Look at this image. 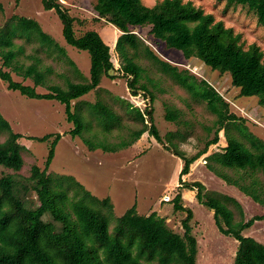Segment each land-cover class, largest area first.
Returning a JSON list of instances; mask_svg holds the SVG:
<instances>
[{"label": "trees", "instance_id": "1", "mask_svg": "<svg viewBox=\"0 0 264 264\" xmlns=\"http://www.w3.org/2000/svg\"><path fill=\"white\" fill-rule=\"evenodd\" d=\"M220 1H226L227 6L248 7L256 14L258 24L264 27V0ZM42 4L58 15L66 42L89 53L90 79L75 82L67 78L65 87L48 85V92H38L36 87L45 86L54 69L35 55L30 56L31 64L20 63L17 58L25 51L24 43L37 41L40 49L66 61L76 75L84 76L65 47L44 31L36 19L14 14L0 25V78L8 82V88L17 89L30 98L64 104L67 120L74 124L70 133L82 137L90 150L117 152L131 146L146 132L164 144L153 118L148 121L145 112L121 98L129 117L141 127L116 142L85 136L92 131L93 123L105 134L122 128V117L107 102L80 99L92 90L98 91L104 75L111 77L110 70H115L111 48L94 29L77 35L76 19L60 0H42ZM94 9L98 19H105L120 30L115 49L122 59L124 76L133 94L143 90L150 97L148 114L151 117L155 97L147 82L152 83V79L137 59L143 55L179 84L185 85L186 81L176 65L158 56L152 46L134 32L142 29H146L145 37L151 36L149 42L153 46L164 43L167 48L182 52L186 59L196 57L212 70L229 73L232 85L240 89L241 96H256L264 106V51L256 43L245 48L241 35L232 27L191 1L160 0L148 6L143 0H96ZM17 39L23 43H17ZM10 69L23 78H31L34 85L14 80ZM144 79L147 82H143ZM202 82L203 92L195 95L205 101L216 116V129L213 138L196 154L175 152L183 160V166L173 208L186 214L181 221L183 232L170 228L166 217L156 211L140 214L136 205L115 217V225L110 228L114 211L109 197L94 195L73 175L48 172L62 137L60 133L27 136L39 141L54 139L50 140L44 168L33 164L28 176L17 174L25 164L23 153L27 147L19 141L24 135L14 131L0 111V136L5 135L4 140H0V167L14 171L0 177V264H198V240L191 224L194 211L183 204V188L196 189L200 205L213 211L218 230L237 240L233 264H264V243L244 233L256 221L264 220V214L246 220L243 206L235 197L210 191L201 181L187 182L182 178L211 145L219 142V133L224 130L227 144L208 156L207 166L226 183L238 187L264 206V189L259 177L261 173L264 180V139L249 129L246 118L231 111L229 103L215 87ZM180 117L179 109L166 107V120L180 122ZM176 133L169 132L166 138L172 140ZM218 166L233 173L219 170ZM235 210L239 220L235 218Z\"/></svg>", "mask_w": 264, "mask_h": 264}, {"label": "rangeland", "instance_id": "2", "mask_svg": "<svg viewBox=\"0 0 264 264\" xmlns=\"http://www.w3.org/2000/svg\"><path fill=\"white\" fill-rule=\"evenodd\" d=\"M60 1L75 17L74 30L77 35H82L85 31L92 29L100 33L104 41L110 45L115 67V73L111 77L103 76L98 91L92 90L80 99L90 102L97 100L107 102L122 117V128H114L111 133L105 134L96 126V123H93L92 131L86 132L85 136L95 138V140L116 142L121 138L129 137L133 130L141 127L129 117L125 111L126 106L120 102L121 98L145 112L148 121L153 118L163 137L164 144L159 143L146 132L131 146L117 152L108 153L102 149L90 150L82 137L73 136L70 133L74 124L67 120L64 104L56 100L27 97L17 89H9L8 82L0 78V111L11 123L14 131L24 135L19 141L27 147L23 153L25 164L17 174L28 176L33 164L44 168L50 140L54 139L52 137L49 141H39L29 139L27 136L60 133L62 137L56 145L55 156L48 172L73 175L94 195L100 198L109 197L114 211L110 228L115 225V217L121 216L128 208L136 205L140 214L147 215L156 211L160 216L166 217L170 228L183 232L181 221L186 214L175 211L173 208V199L181 185L180 172L183 166V160L175 152L181 150L189 156L196 154L204 148L208 140L213 138L216 129V116L210 112L207 103L195 95L203 92L202 81H207L215 87L229 103L231 111L246 118L249 129L262 139H264V106L259 104L256 96H241L240 89L232 85L229 73L212 70L196 57L186 59L182 52L167 48L162 43L152 48L162 59L178 67L181 78L186 81V84H179L169 75L162 73L153 61L143 55L140 56L137 61L152 79V83L147 82L146 79L143 80L147 82L155 97L151 106L153 108L151 117L148 114L151 109L150 97L143 90H139L137 95L133 94L128 87V79L124 76L123 62L115 49L120 30L106 22L105 19H98L94 9L96 0ZM158 1L160 0H143L148 6H153ZM183 1H191L206 13H212L216 20L223 21L227 27H232L235 33L241 35V42L245 48L256 43L264 51V27L258 24L256 14L248 7L227 6L226 1L220 0ZM0 3L2 5L0 25H3L14 14L36 19L44 31L65 47L68 55L75 61L84 76L76 75L66 61L59 60L50 55L48 51L40 49L37 41L24 43L25 51L17 58L20 63L31 64L33 59L30 56L35 55L40 56L46 66H52L54 69L46 85L36 87L38 92H48V85L57 84L65 87L67 78L75 82L90 79L89 53L66 42L62 33V22L54 10H46L42 0H0ZM144 31L146 29L138 32L147 35ZM145 38L146 43H149L151 36ZM16 42L21 44L23 40L17 39ZM10 70L14 80L34 85L31 78H23L22 75ZM167 106L180 110V122L166 120ZM169 132H177L176 137L172 140L166 138ZM219 136V142L211 145L208 151L191 165L190 173L184 175L183 180L201 181L210 191L235 197L243 206L246 220L255 215L264 214L263 205L254 201L238 187L226 183L207 166L208 156L215 151H220L227 144L224 130L220 131ZM4 138L5 135L0 136V140ZM217 168L229 174L233 173L230 169L220 166ZM13 172L11 169L0 167V177L5 173ZM259 177L264 189L263 175L260 173ZM181 192L183 204L194 211L191 224L198 240L197 263L233 264L237 240L218 230L213 211L200 205L196 197V189L183 188ZM165 197L170 199L165 200ZM235 218L240 219L237 211ZM49 228L53 229L52 225H49ZM244 233L264 243V220L256 221Z\"/></svg>", "mask_w": 264, "mask_h": 264}, {"label": "built area", "instance_id": "3", "mask_svg": "<svg viewBox=\"0 0 264 264\" xmlns=\"http://www.w3.org/2000/svg\"><path fill=\"white\" fill-rule=\"evenodd\" d=\"M136 34H138L145 42H147L145 36L142 35V33L138 32V31H134ZM150 44L151 46H153L150 42L148 43ZM170 198L169 197H165V200H169Z\"/></svg>", "mask_w": 264, "mask_h": 264}, {"label": "water", "instance_id": "4", "mask_svg": "<svg viewBox=\"0 0 264 264\" xmlns=\"http://www.w3.org/2000/svg\"><path fill=\"white\" fill-rule=\"evenodd\" d=\"M109 73H110V75L114 74L115 73L114 69L110 70Z\"/></svg>", "mask_w": 264, "mask_h": 264}, {"label": "crops", "instance_id": "5", "mask_svg": "<svg viewBox=\"0 0 264 264\" xmlns=\"http://www.w3.org/2000/svg\"><path fill=\"white\" fill-rule=\"evenodd\" d=\"M228 195V194H227Z\"/></svg>", "mask_w": 264, "mask_h": 264}]
</instances>
